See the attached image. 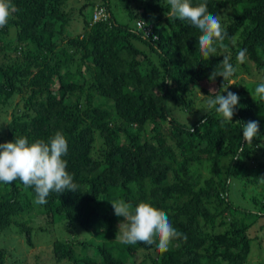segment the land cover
Listing matches in <instances>:
<instances>
[{
	"label": "trees",
	"instance_id": "16d2710c",
	"mask_svg": "<svg viewBox=\"0 0 264 264\" xmlns=\"http://www.w3.org/2000/svg\"><path fill=\"white\" fill-rule=\"evenodd\" d=\"M79 1L11 0L18 11L0 28V143L61 132L78 186L37 205L19 180L0 183V235L20 240L0 243V264H25L37 245L36 264H248L251 233L264 232V101L243 74L264 78V0H190L226 32L207 59L199 30L166 17L167 0H122L126 22L110 0ZM225 56L235 73L210 81ZM226 87L239 101L222 126L201 94ZM249 121L258 134L241 151ZM118 200L164 211L186 240L165 252L121 244Z\"/></svg>",
	"mask_w": 264,
	"mask_h": 264
},
{
	"label": "clouds",
	"instance_id": "9594fccd",
	"mask_svg": "<svg viewBox=\"0 0 264 264\" xmlns=\"http://www.w3.org/2000/svg\"><path fill=\"white\" fill-rule=\"evenodd\" d=\"M169 10L167 18L186 21L192 27L199 30L198 47L203 58H209L216 52V42H222L226 32L218 15L209 13L207 3L201 2L193 6L190 0H167ZM18 9L11 0H0V28H4L12 14ZM147 38V33H145ZM153 40L157 37L153 36ZM222 46V44H221ZM246 49L237 54V61L242 63L246 56ZM221 64V70L212 71L210 81L216 77L228 80L236 71L230 63V58L225 56ZM165 82L171 84V80ZM210 91H214L211 90ZM226 95L203 96L207 110L214 109L221 118V125L232 122L234 108L238 105L239 97L236 93L227 90ZM255 96L264 101V82L258 84L254 90ZM206 120L201 121V124ZM239 122V121H238ZM259 125L257 121H249L243 124L241 151L245 144H251L253 138L258 134ZM68 152L67 140L61 132H56L47 142L36 140L29 143L26 137H20L14 141L0 143V183L11 184L19 180L22 185L32 188L35 192L34 202L37 205L47 203V197L51 192L63 193L65 191L75 192L77 185L73 182L72 175L66 171L67 162L62 159ZM117 217H123L119 223V236L115 237L121 244L134 245L143 243L146 245L156 244L161 252L168 250L174 239L186 236L173 228L167 214L146 202H140L132 206L123 200L110 202Z\"/></svg>",
	"mask_w": 264,
	"mask_h": 264
},
{
	"label": "rangeland",
	"instance_id": "374dc122",
	"mask_svg": "<svg viewBox=\"0 0 264 264\" xmlns=\"http://www.w3.org/2000/svg\"><path fill=\"white\" fill-rule=\"evenodd\" d=\"M81 1V0H80ZM79 1V2H80ZM82 2H80L81 4ZM79 4H75V6H78ZM123 2L122 0H110V6L111 11L115 17L116 20L119 22H126V16L125 12L123 10ZM243 78L246 79L247 83L251 84L254 88L264 82V78L259 77H251L243 74ZM234 83V81L231 82V84ZM255 90V89H254ZM172 114L179 115L180 118H184L183 114L179 112L178 109L171 107ZM11 229L4 231L0 235V243L2 244V247H5L6 244H9L11 248H19L20 240L16 238L14 234L9 233ZM252 242H251V254L249 257V263L248 264H264V232H259L258 230H254L252 233ZM22 246V245H21ZM41 246L45 248L43 245H37L36 249H29L26 252H22L21 257L23 258V262L25 264H36L35 255L40 253ZM25 248V247H24ZM23 249V247H22ZM21 249V250H22ZM47 264V262L45 263Z\"/></svg>",
	"mask_w": 264,
	"mask_h": 264
},
{
	"label": "built area",
	"instance_id": "2783aa9c",
	"mask_svg": "<svg viewBox=\"0 0 264 264\" xmlns=\"http://www.w3.org/2000/svg\"><path fill=\"white\" fill-rule=\"evenodd\" d=\"M104 16H105L104 9L96 7L95 10H94V18H100V17L103 18ZM137 25L140 26L139 23Z\"/></svg>",
	"mask_w": 264,
	"mask_h": 264
}]
</instances>
